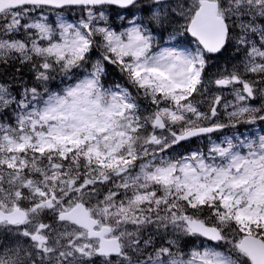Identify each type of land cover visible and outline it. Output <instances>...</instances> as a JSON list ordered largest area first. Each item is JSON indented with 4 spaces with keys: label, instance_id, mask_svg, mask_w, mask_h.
<instances>
[{
    "label": "snow or ice",
    "instance_id": "snow-or-ice-1",
    "mask_svg": "<svg viewBox=\"0 0 264 264\" xmlns=\"http://www.w3.org/2000/svg\"><path fill=\"white\" fill-rule=\"evenodd\" d=\"M0 264H264V0H0Z\"/></svg>",
    "mask_w": 264,
    "mask_h": 264
},
{
    "label": "rangeland",
    "instance_id": "rangeland-1",
    "mask_svg": "<svg viewBox=\"0 0 264 264\" xmlns=\"http://www.w3.org/2000/svg\"><path fill=\"white\" fill-rule=\"evenodd\" d=\"M239 58H240V57H239ZM239 58H237V60H238ZM120 82L126 84V81H124L123 78H122V80H120ZM51 83H54V86H55V85H59V84H60V77H57V79H56L55 81H52ZM257 130H258V128H257ZM193 147H195V145H193Z\"/></svg>",
    "mask_w": 264,
    "mask_h": 264
},
{
    "label": "trees",
    "instance_id": "trees-1",
    "mask_svg": "<svg viewBox=\"0 0 264 264\" xmlns=\"http://www.w3.org/2000/svg\"><path fill=\"white\" fill-rule=\"evenodd\" d=\"M230 55L232 54V53H229ZM222 63H223V61H221Z\"/></svg>",
    "mask_w": 264,
    "mask_h": 264
}]
</instances>
